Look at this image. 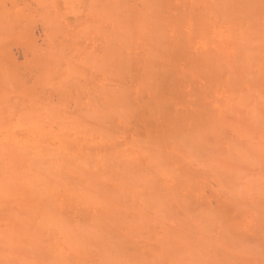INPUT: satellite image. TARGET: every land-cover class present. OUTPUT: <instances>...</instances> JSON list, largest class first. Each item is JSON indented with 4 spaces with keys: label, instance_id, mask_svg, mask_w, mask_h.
<instances>
[{
    "label": "rangeland",
    "instance_id": "obj_1",
    "mask_svg": "<svg viewBox=\"0 0 264 264\" xmlns=\"http://www.w3.org/2000/svg\"><path fill=\"white\" fill-rule=\"evenodd\" d=\"M213 1L190 53L0 0V264H264V0Z\"/></svg>",
    "mask_w": 264,
    "mask_h": 264
},
{
    "label": "bare ground",
    "instance_id": "obj_2",
    "mask_svg": "<svg viewBox=\"0 0 264 264\" xmlns=\"http://www.w3.org/2000/svg\"><path fill=\"white\" fill-rule=\"evenodd\" d=\"M63 1L65 2V0H63ZM67 1H68L69 5H68L67 2H65L67 4V6H68V9H66V10L68 12H70L71 14H69L68 12L65 11L67 13L66 16H65V26H66V29H68V31H66V36L65 37L73 38V37H76V36H79V37L81 36V37L85 38L84 36H89V37H97V36L99 37V36H101L102 37V35H104L105 37L103 36V38L106 39L105 42H107V44H108V45H105V47L106 46L109 47L110 50H112V48L114 50V48L117 46V45L114 46L113 44H111L112 42L115 41L116 36H118V38H119V36L121 37V35L122 36L126 35V37L128 35V37L129 36L132 37V38H130V40L132 41V39L134 38L132 35H133V33L135 31L139 34V35H136V33H135L134 34L135 37L139 36L138 38L142 39V41L144 40V43L142 44L141 47L144 46L145 49H147V50L149 49L151 51L154 50V48L156 47V43H154L155 41H160L159 43L168 44L167 47H166L167 50H171L172 48H174L175 45L180 43L181 45L184 46L183 47L184 49H181V50H184V51L188 52L189 50H192V48H193V47L192 48L190 47V44L192 42H193L192 43L193 46H195L196 43H198V46H199L200 43L203 44L204 46L205 45L209 46V44L211 43V40H213L212 39L213 38V36H212V33H213L212 32V30H213L212 29V20H213L212 19L213 18L212 12L214 11L213 7H215L214 4H213L214 3L213 0H134L137 5L134 6L133 5L134 3L132 2L133 3L132 7L129 5L130 4L129 0H67ZM48 4H49V2H48ZM101 5L103 7L100 9ZM58 6L60 7L59 2H58ZM67 6H66V8H67ZM43 7H45V6H43ZM104 7H105V9H104ZM117 8H119V9L122 8V11L125 10V12L123 13L122 11H120L121 13H119ZM60 12L61 11L58 10V13H60ZM116 12H118L119 14L116 13ZM55 18L56 17L54 16L53 19L56 20ZM53 19H52V21H54ZM57 19H58V17H57ZM123 19H125V20L123 21ZM47 20H49V19H47ZM117 20L119 21L118 23H116ZM87 21H95V22H91V23H94L93 27H92L93 24L91 25V23L88 22L90 27H91V29H90L91 32H90V30H88L89 29V25H88ZM97 21H102V22H97ZM108 21H109V24H108ZM122 21H123V23H121ZM83 22L85 23V26L84 25L81 26V23L83 24ZM124 22H126V23H124ZM54 23L56 25V22H54ZM79 23H80L81 27L84 26L85 28L84 29L80 28L81 31L78 30L79 28L78 29L75 28V29L78 30V31L76 30L77 32H75L73 29L72 30L70 29L72 26H74L76 24L78 25ZM115 23L118 26L121 25V27H122V24L125 25V27L124 26L122 28L119 27V28H121V30L119 31L120 33H118V30H117L119 28L116 25H114ZM80 26L78 25V27H80ZM87 26H88V29H87ZM56 27H57V25H56ZM116 27H117V29H115ZM60 29L61 28H59V30ZM62 29L64 31L63 27H62ZM151 33H153L155 36L153 34L151 35ZM170 33H171V36L172 35H176L177 36L178 41L176 40L175 41L176 43L175 42L173 43V41H172V43H170V42L167 43L165 41V37H168V35L170 36ZM65 37H62V38H65ZM137 37L135 39H137ZM121 38H123V37H121ZM121 38H119V41H120ZM153 38H155V39H153ZM76 39H81V38L77 37ZM150 39H151V43L149 45L150 41H148V40H150ZM131 41H130V43H131ZM195 41H196V43H195ZM124 44H123V46H124ZM132 44H134V43H132ZM147 50H145V51H147ZM196 50H197V48L195 47V49L192 52L197 53ZM106 51L109 52L107 49H105V52ZM187 52H185V53H187ZM192 52H190V53H192ZM92 53H90V54H92ZM94 54H97V53H93L92 55L94 56ZM75 64H76V62H75ZM70 68H71V65H70L69 69ZM81 69H83V68H81ZM70 72H72V71H70ZM2 110H0V111H2ZM0 114H1V112H0ZM32 114H34V113H32ZM65 125H66V123L64 124V126ZM67 125H68V123H67ZM65 127H67V126H65ZM12 152H15V151L12 150ZM15 154H17V153H15ZM14 158L18 159L16 157H14ZM19 180H21V179H19ZM17 183H18V181H17ZM2 186L5 188L6 185L2 184ZM21 186L24 187L23 184ZM3 187L2 188L0 187V188L3 189ZM6 188H7V186H6ZM9 191H7V192H9ZM40 192L42 193V191H40ZM41 193H40V195H41ZM1 194H2V191H1ZM10 194H13V193H10ZM5 198H6V196H5ZM22 219H24V218H21V220ZM9 222H12V221H9ZM28 222H30L29 219H28ZM50 222H52V221H50ZM7 224H8V222H7ZM48 224H49V222H48Z\"/></svg>",
    "mask_w": 264,
    "mask_h": 264
}]
</instances>
